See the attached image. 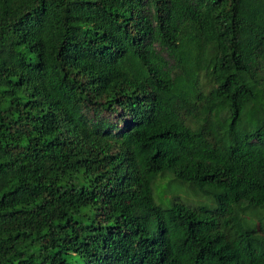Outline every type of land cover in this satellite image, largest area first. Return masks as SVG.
<instances>
[{
  "label": "trees",
  "instance_id": "obj_1",
  "mask_svg": "<svg viewBox=\"0 0 264 264\" xmlns=\"http://www.w3.org/2000/svg\"><path fill=\"white\" fill-rule=\"evenodd\" d=\"M0 264H264V0H0Z\"/></svg>",
  "mask_w": 264,
  "mask_h": 264
},
{
  "label": "rangeland",
  "instance_id": "obj_2",
  "mask_svg": "<svg viewBox=\"0 0 264 264\" xmlns=\"http://www.w3.org/2000/svg\"><path fill=\"white\" fill-rule=\"evenodd\" d=\"M154 198L157 203L165 206H168L174 199L209 208L216 205L212 198L204 196L193 185L177 180L170 172H164L158 176L154 183Z\"/></svg>",
  "mask_w": 264,
  "mask_h": 264
}]
</instances>
